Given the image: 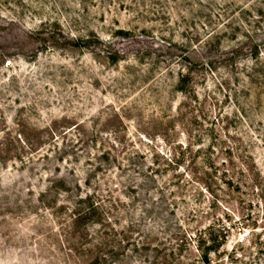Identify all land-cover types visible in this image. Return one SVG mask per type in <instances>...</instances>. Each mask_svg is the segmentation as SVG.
Segmentation results:
<instances>
[{
  "label": "rangeland",
  "instance_id": "1",
  "mask_svg": "<svg viewBox=\"0 0 264 264\" xmlns=\"http://www.w3.org/2000/svg\"><path fill=\"white\" fill-rule=\"evenodd\" d=\"M0 264H264V0H0Z\"/></svg>",
  "mask_w": 264,
  "mask_h": 264
}]
</instances>
